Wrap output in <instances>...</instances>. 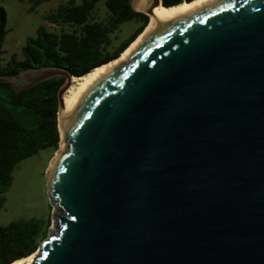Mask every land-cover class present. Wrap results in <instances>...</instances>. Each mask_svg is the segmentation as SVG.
<instances>
[{"label":"water","instance_id":"obj_1","mask_svg":"<svg viewBox=\"0 0 264 264\" xmlns=\"http://www.w3.org/2000/svg\"><path fill=\"white\" fill-rule=\"evenodd\" d=\"M55 78L59 111L66 71L7 79ZM48 192L55 227L32 264H264V0L181 4L92 78Z\"/></svg>","mask_w":264,"mask_h":264},{"label":"trees","instance_id":"obj_2","mask_svg":"<svg viewBox=\"0 0 264 264\" xmlns=\"http://www.w3.org/2000/svg\"><path fill=\"white\" fill-rule=\"evenodd\" d=\"M51 0H31L30 12ZM101 0L68 1L47 14L44 21L60 28L59 33L39 26L27 37L21 48V59L12 56L2 64L3 46L8 34L7 15L0 6V209L13 184L17 166L42 150L55 151L59 144L57 126L59 89L64 79L55 78L24 91H17L14 78L22 71L55 67L70 77L81 78L92 70L116 59L141 34L148 17L135 12L130 0H104L107 16L103 21L93 17ZM195 0H162L166 8ZM134 21L138 28L113 51L111 38L120 26ZM49 221L38 218L18 219L0 225V264L27 258L47 237Z\"/></svg>","mask_w":264,"mask_h":264},{"label":"rangeland","instance_id":"obj_3","mask_svg":"<svg viewBox=\"0 0 264 264\" xmlns=\"http://www.w3.org/2000/svg\"><path fill=\"white\" fill-rule=\"evenodd\" d=\"M68 1L70 0H51L30 12L31 0H0V6L6 11L8 30L3 46L2 64L12 56L21 59V48L25 39L34 36L39 26L54 33L70 30L68 27L60 28L44 21L47 14ZM71 1L79 3V0ZM103 3L104 0H101L96 5L93 14L96 21H103L107 16ZM138 26L139 24L134 21L122 24L116 36L111 38V51L128 38ZM15 82L20 83L19 80ZM61 152L58 144L55 151L42 150L17 166L13 173V184L5 195V205L0 209V225L5 226L18 219H43L49 221L47 237H51L55 227V212L49 198L47 171L52 160L61 155Z\"/></svg>","mask_w":264,"mask_h":264},{"label":"bare ground","instance_id":"obj_4","mask_svg":"<svg viewBox=\"0 0 264 264\" xmlns=\"http://www.w3.org/2000/svg\"><path fill=\"white\" fill-rule=\"evenodd\" d=\"M215 0H195L190 3H206ZM188 4V3H182ZM147 5L150 11H146ZM181 5V4H180ZM132 9L137 12H145L148 17V23L145 26L144 30L141 34L128 46V48L123 51L116 59L108 62L105 65H102L94 70H92L89 74L81 77V78H73L70 80V86L66 90L63 95L61 107L57 113V126L60 136V150H62V122L64 115L69 110V108L76 102V100L81 96L82 92L88 85L89 81L94 78L96 75L101 74H112L113 72L120 70L124 65L129 63L130 57L138 50L140 45L146 39L147 35L151 31L154 24L170 12L173 8L179 6H174L170 8H164L161 6H154L152 3H145V0H133L131 2ZM60 155L52 160L50 167L47 171L48 182L50 185L51 182V173L54 170L55 166L59 161ZM34 256H29L24 259L17 260L12 264H32Z\"/></svg>","mask_w":264,"mask_h":264}]
</instances>
